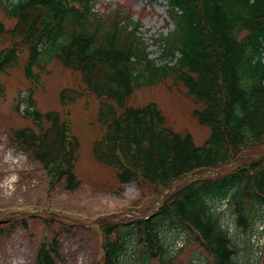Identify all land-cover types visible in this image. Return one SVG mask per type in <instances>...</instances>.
I'll use <instances>...</instances> for the list:
<instances>
[{"label": "trees", "instance_id": "trees-1", "mask_svg": "<svg viewBox=\"0 0 264 264\" xmlns=\"http://www.w3.org/2000/svg\"><path fill=\"white\" fill-rule=\"evenodd\" d=\"M150 1L166 6V26L172 25L156 36V57H150L138 21L105 19L95 9V0L0 4L15 18L13 30L27 44L26 78L38 82L35 69L43 70L56 59L77 71L96 97L106 99L99 120L108 131L93 152L116 168L120 184L141 177L169 189L174 181L191 175L148 215L102 224V264H147L154 259L175 264L169 253L170 232L173 239L184 235L198 244L204 256L201 264H250L253 255L244 262L238 259L237 236L224 225L216 206L226 200L236 231H251L258 220L264 221V152L231 164L245 149L264 145V0ZM16 57L15 47L0 48V74ZM169 77L201 103L193 113L210 131L200 145L189 132L166 125L154 103L127 105L134 91ZM3 92L0 82V97ZM32 94L29 90L19 99L15 110L23 104L22 116L40 130L18 129L14 139L41 164L55 169L56 179L66 188H75L79 142L68 137L56 112L35 108ZM67 95L62 99L75 97ZM43 121L48 127H41ZM122 147L137 153L138 162L120 156ZM230 164L232 169L215 177L195 175ZM130 239L133 255L127 249ZM55 244L54 238L48 247L41 245L36 264H54L59 257Z\"/></svg>", "mask_w": 264, "mask_h": 264}, {"label": "rangeland", "instance_id": "rangeland-1", "mask_svg": "<svg viewBox=\"0 0 264 264\" xmlns=\"http://www.w3.org/2000/svg\"><path fill=\"white\" fill-rule=\"evenodd\" d=\"M95 2V9L105 19L116 16L138 21L140 36L148 46L150 57L158 55L155 38L172 27L171 24L166 26L164 4L150 0ZM0 22L4 26L0 31V48L15 47L18 53V57L0 74L4 89L0 97V229L3 231L0 234V264H36L41 245L48 247L54 238L59 251L54 264H102V224L126 222L148 215L168 191L182 185L191 175L174 181L169 189L150 184L141 177L120 184L116 168L100 161L93 152L97 142H105L108 131L104 121L99 120L106 99L96 97L86 88L77 71L64 67L56 59L45 64L43 70L35 69L39 73L38 82L26 78L23 70L27 44L16 35L13 30L16 20L6 14L2 4ZM29 90L33 93L35 108L42 113L56 112L66 126L68 137L79 142L74 166L78 180L75 188H66L63 180L56 179L55 169L41 164L31 151L14 139V131L18 129L40 130L15 110L19 99L25 98ZM62 94H75V97L62 99ZM149 102L161 110L166 125L174 131L189 132L197 145L207 138L209 126L199 123L193 113L201 108V103L181 83L175 84L169 77L141 87L134 91L127 105L136 107ZM40 125L48 127L44 121ZM263 152L264 145L253 146L242 151L231 164L237 165L243 159L247 161ZM118 154L131 162H138L137 153L126 147H122ZM231 164L214 170H200L195 175L215 177L232 169ZM216 210L230 233L237 236L238 259L244 262L253 255L250 264H264V246L263 250L258 247L261 243L259 231L264 229V221L258 220L251 231H236L229 205L222 201ZM173 234L170 232L167 236L169 252L173 255L171 261L175 264H201L203 252L198 244L191 238L185 239L184 235L173 239ZM128 242V254H132L133 239ZM147 264L162 263L154 259Z\"/></svg>", "mask_w": 264, "mask_h": 264}]
</instances>
